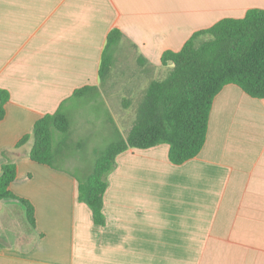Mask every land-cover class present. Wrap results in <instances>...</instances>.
I'll use <instances>...</instances> for the list:
<instances>
[{"label":"crops","instance_id":"obj_1","mask_svg":"<svg viewBox=\"0 0 264 264\" xmlns=\"http://www.w3.org/2000/svg\"><path fill=\"white\" fill-rule=\"evenodd\" d=\"M250 8L264 9V0H0V88L9 93L0 174L7 158L16 163L9 188L35 217L32 226L21 201L0 199V264H264V99L234 83L214 96L195 157L173 164L165 143L116 155L104 225L78 201L68 170L31 160V139L15 147L74 89L100 85L112 28L123 33L114 63L128 47L141 66L133 76L120 70L126 80H147L163 51ZM114 70L99 88L109 105L122 75Z\"/></svg>","mask_w":264,"mask_h":264},{"label":"trees","instance_id":"obj_2","mask_svg":"<svg viewBox=\"0 0 264 264\" xmlns=\"http://www.w3.org/2000/svg\"><path fill=\"white\" fill-rule=\"evenodd\" d=\"M121 38L122 31L115 27L107 34L99 66L100 85L74 89L54 112L37 118L31 132L24 134L15 147L31 139L30 159L55 167L54 159L59 153L55 131L66 134L70 129V114L64 107L76 100H81L80 104H98L99 88H105L110 80L114 51ZM137 64L141 66L140 59ZM160 65L164 73L157 76L153 70L149 74L135 118L125 135L110 118L113 140L98 152L89 173L74 176L77 199L88 206L96 225L105 224L103 195L117 154L128 148L145 149L165 143L169 161L181 164L202 149L212 101L224 85L234 83L249 96L264 99V9L250 8L243 17H224L206 29L195 31L179 50L163 51ZM8 99V91L0 88V120L5 116ZM123 100L124 107L131 104L130 99ZM15 177L16 163L7 158L1 165L0 199L21 201L28 222L34 226L33 205L9 188Z\"/></svg>","mask_w":264,"mask_h":264},{"label":"rangeland","instance_id":"obj_3","mask_svg":"<svg viewBox=\"0 0 264 264\" xmlns=\"http://www.w3.org/2000/svg\"><path fill=\"white\" fill-rule=\"evenodd\" d=\"M128 65L120 64V59L125 57ZM115 57V72H124L128 70L133 75L137 65L128 47L120 48ZM127 66V67H126ZM121 71L120 77L115 79V95L110 98L104 95L100 98L98 104L93 103L80 104L81 100L73 101L72 105L64 107V111L70 114V129L66 134L55 131L56 144L58 152L54 159L56 169H65L73 176L82 177L90 172L98 152L103 150L113 140V123L124 133L135 118L136 108L140 101L142 90L148 83V79H130ZM164 69L155 71L157 76H161ZM124 75V76H123ZM125 77L124 80L121 78ZM125 88V90H124ZM126 91H128L126 93ZM130 99L129 106L124 107L123 98ZM62 139H65L63 141Z\"/></svg>","mask_w":264,"mask_h":264}]
</instances>
